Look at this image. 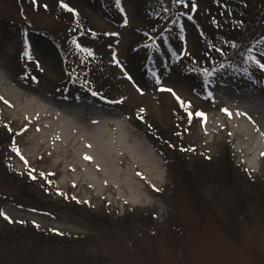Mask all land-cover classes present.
Returning <instances> with one entry per match:
<instances>
[{
    "label": "rangeland",
    "instance_id": "374dc122",
    "mask_svg": "<svg viewBox=\"0 0 264 264\" xmlns=\"http://www.w3.org/2000/svg\"><path fill=\"white\" fill-rule=\"evenodd\" d=\"M159 1L167 10L163 23L177 24L168 35L152 29L136 44L142 14L151 8L146 0H65L69 21L54 13L60 0H0V209L7 213L0 214V264H264V158L236 150L237 139L220 119L228 103L210 94L216 81L232 82L264 105V68L257 63H264V10L253 36L259 52L213 68L192 56L212 20L209 3ZM249 1L264 7V0ZM79 37L89 50L83 57L99 59L109 76L105 94L116 99L110 105L75 84V73L64 67L62 48ZM169 88L191 103L181 107ZM73 103L116 114L136 154H150L148 165H159L145 175L152 183L137 185L141 202L69 184L68 177L89 174L81 159L93 156L88 141L65 151L40 144L53 120L40 108ZM179 121L187 124V151L169 161L164 143L162 153L155 141L160 130H179ZM206 124L214 132L206 133ZM227 156L228 176L208 174ZM73 164L81 169L65 170Z\"/></svg>",
    "mask_w": 264,
    "mask_h": 264
},
{
    "label": "bare ground",
    "instance_id": "6f19581e",
    "mask_svg": "<svg viewBox=\"0 0 264 264\" xmlns=\"http://www.w3.org/2000/svg\"><path fill=\"white\" fill-rule=\"evenodd\" d=\"M12 95L18 97L20 94L13 93ZM222 99L228 103L226 108L229 111L225 112V116L220 119L231 138L237 139L236 150L241 155L254 156L257 159L264 158V118L259 119L245 109L241 100L236 96H225ZM40 109L45 117L53 119L52 130L45 133L43 141L40 142V144L44 143V147L58 143L65 151L71 145L78 143L83 145L84 140L90 143L89 152L93 156L87 155L91 159L86 158V155L81 157L82 162L91 166L89 174L85 177L78 175L72 179L68 177L67 181L70 185L85 186L89 189L96 188L99 191L108 189L113 195V200L133 204L139 203L145 198L140 194V189L146 188L147 183L153 182L151 178L149 182L145 181V175L151 174V170L156 172L159 165H148L147 158L151 159L150 154H146L147 158L136 154L138 145L128 144L130 133L124 132L125 126L120 121H114L116 114L105 112L101 117L102 115L96 112L93 107L88 109L87 104H83L81 108H77L76 103L53 110L45 106ZM86 109H88L87 113ZM215 126L217 124L214 123L212 127ZM212 127L210 124H206L204 131L206 133L214 132ZM182 145L184 151H187L184 141H182ZM36 146L38 147V145ZM20 157L24 161L28 159L27 154H22ZM111 157L117 161L118 167L114 166ZM96 161L99 163L95 164ZM122 167H126V172ZM71 169L81 168L77 164L65 167L66 171ZM95 176H99L100 179L97 180Z\"/></svg>",
    "mask_w": 264,
    "mask_h": 264
},
{
    "label": "trees",
    "instance_id": "16d2710c",
    "mask_svg": "<svg viewBox=\"0 0 264 264\" xmlns=\"http://www.w3.org/2000/svg\"><path fill=\"white\" fill-rule=\"evenodd\" d=\"M146 2L151 5V8L148 12L142 14L143 25L137 29L139 40L137 38L136 44H138V41L146 40L148 35H152L153 33L148 34L152 29L157 30L156 28L159 27V34L168 35L167 33L173 29V25L177 24L176 20L172 22V25L163 23V16L166 15L167 10L159 0H146ZM206 2L209 3L212 20H209L210 22L206 21V24L201 28L202 42L198 45V53H195V56L192 55L197 64L214 68L215 65L221 64V62L237 54L259 52L260 48L257 49L259 47L258 43L253 45V36L255 34L254 29L255 27L258 28L257 23L264 10L263 4L257 6L249 0H206ZM54 13L61 19L70 20L67 19L68 12L64 7L62 8L61 3L56 7ZM80 26L83 30L84 27ZM80 37L79 39L68 38L65 42L62 48L64 67L68 72L75 73L76 77L72 79L75 84L83 86L92 93L107 97L105 93H107L109 86V76H107L103 66L99 65V59L83 57L82 52L86 49V45L85 40H81ZM65 55L71 57L72 63L69 62L70 59L64 58ZM73 59L75 62H73ZM183 115L185 117L183 119L187 120L186 114ZM180 122H177L179 130H170L169 128L160 130L158 134L161 140L160 142L155 141L157 148L162 153L164 151H161L159 145L164 143L162 148L167 152L166 157H164L169 161L170 159L179 160L178 158H183L182 155H184L181 153L184 150L182 141L187 124L186 122ZM170 152L178 154V156L176 155V158L170 157ZM228 160V156L218 159V166L210 168L208 174L217 175L219 173L222 176H228L232 167ZM225 180L228 181V179Z\"/></svg>",
    "mask_w": 264,
    "mask_h": 264
},
{
    "label": "snow or ice",
    "instance_id": "6c2138e0",
    "mask_svg": "<svg viewBox=\"0 0 264 264\" xmlns=\"http://www.w3.org/2000/svg\"><path fill=\"white\" fill-rule=\"evenodd\" d=\"M60 3H61L65 8L69 7V4L65 3V0H60ZM117 3H119V0H117ZM45 7H47V5H45ZM72 11L75 12L76 10L73 8ZM125 22H126V21H125ZM85 51H89V50H88V49H85ZM257 63L259 64V66H260L261 68H264V63H261L260 61H257ZM125 75H128V74L125 73ZM129 78L131 79V77H129ZM162 87H163V85H162ZM168 90H169V91H173V90L170 89V88H169ZM141 91H143V89H141ZM173 95L176 97L177 101H180V102H181V107H186L187 105H189V104L191 103L190 101L183 100V98L180 97L178 94H176L174 91H173ZM0 99H2V97H0ZM141 111H143V109H141ZM224 111H225V112H228L229 110H228L227 108H225ZM192 114H193V113H192L191 111L188 112V115H189V116H192ZM195 115L198 116V117H206V114H205L203 111H201L200 109H196V110H195ZM201 122H203V121H201ZM17 151H18V149H17ZM85 155H86V158L91 159L90 156H87V154H85ZM30 175H31V173H30ZM153 187H155V185H153ZM57 191H59V189H57ZM0 214H2V215H4V216L7 217V213L4 212L2 209H0ZM8 218L11 219L10 217H8ZM33 223H36V222L33 221ZM53 231H58V230H57V229H53Z\"/></svg>",
    "mask_w": 264,
    "mask_h": 264
}]
</instances>
